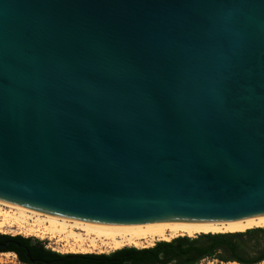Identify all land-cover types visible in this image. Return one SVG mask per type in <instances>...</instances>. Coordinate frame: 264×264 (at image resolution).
<instances>
[{"label": "water", "instance_id": "1", "mask_svg": "<svg viewBox=\"0 0 264 264\" xmlns=\"http://www.w3.org/2000/svg\"><path fill=\"white\" fill-rule=\"evenodd\" d=\"M0 203L111 231L264 216V0H0Z\"/></svg>", "mask_w": 264, "mask_h": 264}, {"label": "trees", "instance_id": "2", "mask_svg": "<svg viewBox=\"0 0 264 264\" xmlns=\"http://www.w3.org/2000/svg\"><path fill=\"white\" fill-rule=\"evenodd\" d=\"M7 240L26 244L33 257L55 258L66 264H197L201 259L210 257L239 264H257L264 260V228L237 233L199 234L194 238L179 236L169 242H156L149 248L124 247L108 254H59L44 249V244L38 240L0 234V243Z\"/></svg>", "mask_w": 264, "mask_h": 264}, {"label": "bare ground", "instance_id": "3", "mask_svg": "<svg viewBox=\"0 0 264 264\" xmlns=\"http://www.w3.org/2000/svg\"><path fill=\"white\" fill-rule=\"evenodd\" d=\"M0 205L6 206L2 203ZM6 207L11 209L9 212L14 213L10 215L0 210L2 217L0 226L3 222L10 223L11 220L25 223L30 219L31 226L35 228L31 229L41 238L56 240L60 234L73 239L79 246L86 244L96 247L97 243H102L114 250L123 246L146 247L156 240H169L178 236L195 237L199 234L237 233L253 228H264V216H251L224 222H166L133 231H111ZM75 229L82 233H74Z\"/></svg>", "mask_w": 264, "mask_h": 264}, {"label": "rangeland", "instance_id": "4", "mask_svg": "<svg viewBox=\"0 0 264 264\" xmlns=\"http://www.w3.org/2000/svg\"><path fill=\"white\" fill-rule=\"evenodd\" d=\"M0 210L2 212H8L10 213V215L14 213V212H9L11 211V209L3 205H0ZM1 222H2V217H0V223ZM6 223L3 222V225L0 226V234H4L8 236H21L23 238H30V239L38 240L39 242H42L45 245V247L48 248L50 251H53L59 254H108V253H111L117 250V249L115 250L110 249L107 247V245H104L102 243H97L96 247H91L86 244L79 246L78 245L79 243H75L73 239L67 238L64 235H60V234L58 235V238H56V240H49L48 238H45V239L41 238L36 234V232L33 231L35 228L31 226L32 220L30 219L26 220L25 223H22V222L19 223L17 221L13 222V220H11L10 223H7V224ZM31 227L33 230L31 229ZM73 231L74 233H79V234L82 233L80 230H77V229ZM211 234H217V233H211ZM190 238H194V237H190ZM172 239L173 238H170L169 240H156L152 244L146 245V247L145 246L143 247L123 246L121 248H124V247H131L135 249L149 248L153 246L155 242H158V241L169 242ZM121 248H118V249H121ZM0 264H20V263L18 262L14 254L5 253V254H0ZM197 264H237V263L221 262L214 257H210V258L201 259ZM259 264H264V261Z\"/></svg>", "mask_w": 264, "mask_h": 264}, {"label": "flooded vegetation", "instance_id": "5", "mask_svg": "<svg viewBox=\"0 0 264 264\" xmlns=\"http://www.w3.org/2000/svg\"><path fill=\"white\" fill-rule=\"evenodd\" d=\"M155 243L153 244V246L155 245ZM43 247H44V249H48L45 247V245H43ZM0 250H6L3 252L14 254L20 264H66L67 263L65 261H61V260H58L55 258L42 259V258H38V257H33L29 253V249L27 248L26 244H23L19 241H14V240H7L4 243H0ZM10 250H14V251H10ZM5 253H3V254H5ZM263 261H261V262H263ZM228 262H235V261H227L226 263H228ZM261 262H259V263H261ZM235 263H237V262H235ZM259 263H257V264H259ZM70 264H89V263H87V262H80V263L73 262Z\"/></svg>", "mask_w": 264, "mask_h": 264}]
</instances>
